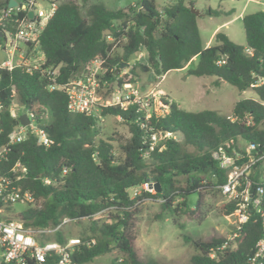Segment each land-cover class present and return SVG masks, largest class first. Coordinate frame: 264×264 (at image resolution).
Returning a JSON list of instances; mask_svg holds the SVG:
<instances>
[{
	"label": "trees",
	"instance_id": "1",
	"mask_svg": "<svg viewBox=\"0 0 264 264\" xmlns=\"http://www.w3.org/2000/svg\"><path fill=\"white\" fill-rule=\"evenodd\" d=\"M89 1L59 2L38 37L44 56L41 68L28 72L23 66L11 70L0 67V148H7L0 158V175L10 177L12 184L33 197L31 206L14 218L35 229L60 225L41 241L64 242V218L89 219V234L81 237L83 243L73 251V264L87 263L112 250L121 255L120 264H161L153 258L143 259L135 246L140 202L158 198L162 210L171 217L178 213L189 216L193 212L191 196L197 207L203 190L226 180V170L213 152L223 148L228 154H234V150L244 153L240 140L258 145L257 151L264 146V11L242 16L244 45L218 31L214 43L205 47L198 15L191 11L195 0H169L161 8L156 0H135L117 9L100 2L85 6ZM220 12L207 8L199 15L217 16ZM107 34L123 43L108 57L103 79L109 86L104 96L126 82L118 78L120 66L144 51L146 62L139 63L144 72L152 71L159 77L184 68L197 56V65L188 69V74L215 76L240 91L252 89L256 98L238 100L231 115L209 109L188 111L170 100L167 113L153 114L147 120L135 111V104L104 107L102 116H117L128 126L129 136L117 142L116 155V140L98 137L96 117L69 112L67 95L59 87L77 76L92 58L110 51ZM49 67L58 70L53 89L52 81L42 71ZM131 74L136 76L134 70ZM15 100L29 115L30 123L45 131L50 145L38 144L29 129L23 140L9 143L10 133L20 123L19 115H12L10 110ZM246 114L252 116L255 125L246 124ZM230 116L235 119L231 121ZM153 132H169L174 137H166L148 150ZM16 163L26 169L20 179H15L18 172L11 170ZM257 170L248 177L250 185L257 181ZM150 179L159 184V191L141 189L135 193ZM236 207L235 201H228L221 210L230 215ZM105 209L110 210L109 220L96 219ZM186 238L195 248L190 264H247L264 233L257 210L249 205L248 219L240 225L233 245L221 249L225 237ZM91 239L94 243L86 244Z\"/></svg>",
	"mask_w": 264,
	"mask_h": 264
},
{
	"label": "built area",
	"instance_id": "2",
	"mask_svg": "<svg viewBox=\"0 0 264 264\" xmlns=\"http://www.w3.org/2000/svg\"><path fill=\"white\" fill-rule=\"evenodd\" d=\"M16 1L17 6L10 7L7 2L0 5V31L3 36L9 37L2 44L8 58L0 67L11 70L16 66H23L26 71L31 72L41 68L44 62V56L38 47V37L46 22L54 15L61 0ZM42 4H45V7H42ZM29 11L33 12L32 18L28 15ZM106 40L111 44L110 51L106 55L95 56L84 64L77 76L59 86L67 95V110L71 113L94 116L97 120L102 117L100 114L102 108L107 106L125 108L135 104L137 105L135 111L140 112L145 120L153 114L167 113L168 101H170L167 96L158 97L153 91L141 94L129 82L116 85L108 96H104L103 92L109 86V82L103 79L108 69V57L120 42V39H116L111 34L106 35ZM42 71L52 81L50 88H55L57 68L49 67ZM261 82H264V79ZM156 102L161 107L160 113L154 108L153 104ZM10 110L12 115L17 116L13 108ZM244 118L247 125H255L250 114H246ZM234 119L235 117L230 116L231 121ZM28 129L35 135L38 144L48 146L52 142L45 131L38 129L34 123L26 126L19 123L10 133L9 143L23 140ZM166 137L174 136L169 132L151 133L148 150H153ZM257 147L258 145L253 142H245L244 153L234 150V154H228L223 148L213 152L220 166L226 170V180L218 185V188L228 201L236 202L237 207L232 214L238 217L234 231L222 243L221 249L234 244L240 225L248 219L249 205L257 210L264 233V146L259 151L256 150ZM6 150V147L0 148V158ZM147 153L146 150L144 155ZM254 169L260 170H257V181L254 185H250L247 180ZM11 170L18 172L14 176L15 179H20L26 173V169L19 163H16ZM251 186L254 187L252 197H250ZM141 189L154 191V182L145 181L140 188L135 189V193H139ZM32 201L33 197L28 191H22L20 187L12 184L10 177L0 175V264H73L71 255L76 247L83 243L81 238L71 236L64 242L41 241L44 235L54 233L60 225L54 228L35 229L25 226L19 218L8 216L6 209L10 205ZM68 221L70 219L64 218L62 223ZM92 243H94L93 239L86 241V244ZM247 264H264V238L256 242L254 253Z\"/></svg>",
	"mask_w": 264,
	"mask_h": 264
},
{
	"label": "rangeland",
	"instance_id": "3",
	"mask_svg": "<svg viewBox=\"0 0 264 264\" xmlns=\"http://www.w3.org/2000/svg\"><path fill=\"white\" fill-rule=\"evenodd\" d=\"M4 0H0L3 2ZM135 0H91L100 2L106 7L117 9L133 4ZM159 8L167 4L169 0H156ZM45 7V4H42ZM193 7L203 12L207 8L230 11L220 12L217 16L200 14L197 16V24L203 45L209 41L214 43V37H210L215 27L226 20H230L227 26L223 25L218 31L225 33L234 43L245 44V34L242 24V15L264 11V0H195ZM85 10V7L83 8ZM8 35L0 37V44L8 40ZM122 40L117 45L120 50ZM8 58L4 49L0 48V62ZM145 52L141 51L130 57L127 63L120 66L118 78L131 83L134 89L141 94L153 91L158 97L167 96L179 107L188 111H200L204 109L213 110L223 115H231L232 109L238 100L244 98H256L252 89L238 90L231 84L218 80L215 76H194L188 74V69L197 65L198 57H193L184 68L167 71L162 76H156L152 71L144 72L139 63H145ZM134 70L136 76L131 74ZM131 82H130V81ZM218 81V82H217ZM217 82V83H216ZM154 108L161 112L160 105L154 103ZM16 115L23 113V108L15 100L12 104ZM98 137H112L114 142V153L118 155L117 142H123L128 136V126L121 118L113 115L102 116L96 125ZM240 146L245 147V141L240 140ZM213 180L212 178H209ZM138 192V191H137ZM156 191H152L155 193ZM133 196V193H132ZM179 199L175 200L177 204ZM195 197H190V209L193 211L189 216L178 213L171 217L161 208L160 199H145L138 205L139 213L136 216L137 238L135 246L143 259L153 258L161 264H190V257L195 253V248L186 237L208 238L211 236L225 237L227 239L234 231L237 223V215H224L221 206L228 202L217 186L208 188L201 192L199 205L194 207ZM32 202L26 204H13L7 207L8 216L13 217L25 208L31 206ZM110 210L101 211L96 219H108ZM90 221L83 218L80 221L70 220L61 223L66 237H79L89 234ZM53 233H48L51 236ZM233 245V243H232ZM121 255L116 251L95 257L84 264H120Z\"/></svg>",
	"mask_w": 264,
	"mask_h": 264
},
{
	"label": "water",
	"instance_id": "4",
	"mask_svg": "<svg viewBox=\"0 0 264 264\" xmlns=\"http://www.w3.org/2000/svg\"><path fill=\"white\" fill-rule=\"evenodd\" d=\"M7 5L10 6V7L11 6H17L18 3H17L16 0H7ZM191 11L195 15H199V11L196 10L194 7H191ZM28 15H29L30 18H32L33 17V12L29 11ZM2 36H3V34L0 31V37H2ZM18 119H19L20 124H22V125L26 126V125H28L30 123L29 115L27 113H22L21 115H19ZM150 180H152V179H150ZM154 189H155L156 192L160 190V186L156 182H154ZM253 191H254V187L251 186V188H250V197H252Z\"/></svg>",
	"mask_w": 264,
	"mask_h": 264
},
{
	"label": "crops",
	"instance_id": "5",
	"mask_svg": "<svg viewBox=\"0 0 264 264\" xmlns=\"http://www.w3.org/2000/svg\"><path fill=\"white\" fill-rule=\"evenodd\" d=\"M4 1H5V0H4ZM4 1H3V2H4ZM0 3H2V2H0ZM0 5H1V4H0ZM2 5H3V4H2ZM222 11H223V13H225V14L232 12V10H230V11L222 10ZM239 16H243V15H242L241 13H239ZM229 22H230V20H226V21L221 22L220 24H218V25L215 27V29L213 30V32L211 33V36H210V37H214L215 33L218 32V30L221 29V27H222L223 25L227 26V24H228ZM198 28H199V27H198ZM229 39H230V38H229ZM209 45H211V44H209V41H207L206 44H204L205 47H207V46H209ZM0 48L3 49L2 44H0ZM5 60H6V59H5ZM5 60H3L2 62H0V65H1ZM11 108H12V106H11Z\"/></svg>",
	"mask_w": 264,
	"mask_h": 264
}]
</instances>
